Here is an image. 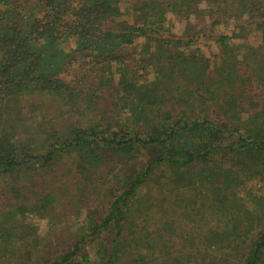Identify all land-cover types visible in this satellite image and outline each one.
Returning <instances> with one entry per match:
<instances>
[{
  "label": "trees",
  "instance_id": "trees-1",
  "mask_svg": "<svg viewBox=\"0 0 264 264\" xmlns=\"http://www.w3.org/2000/svg\"><path fill=\"white\" fill-rule=\"evenodd\" d=\"M231 22V35L212 34ZM206 28L216 61L196 45ZM253 35L258 45L243 43ZM104 152L144 162L91 230L110 231L101 264H264L263 199L229 216L243 179L264 175V0H0V184L17 210L51 204L31 189L41 170L73 154L85 168ZM144 190L183 195L171 206L182 219L206 208L232 224L164 225L162 240L142 227L128 242L119 206ZM4 218L0 264H88L86 237L51 256L38 227Z\"/></svg>",
  "mask_w": 264,
  "mask_h": 264
},
{
  "label": "rangeland",
  "instance_id": "rangeland-1",
  "mask_svg": "<svg viewBox=\"0 0 264 264\" xmlns=\"http://www.w3.org/2000/svg\"><path fill=\"white\" fill-rule=\"evenodd\" d=\"M168 18L174 32L183 28V24L178 22V18L176 19L172 15H168ZM121 20L131 22L133 20L131 11H126ZM232 25L231 22L229 26H218L213 30L212 34L231 35ZM209 33V28H206L197 37L196 45L202 49L206 57L216 61L219 56V49L214 40L206 36ZM248 42L255 46L259 44V40L254 35L250 36L247 42L243 41V43ZM69 47H74V43L69 45ZM259 92L260 88L257 84H254L247 89L245 96L247 99L252 100L251 98H253L256 100ZM251 106L246 102L247 108ZM254 109L252 107L249 111H256ZM195 112L202 115L198 109ZM79 161V157L73 154V158H63L55 163L54 166L41 170L40 174L34 178L35 183L31 189L36 192L35 197H50L51 204L48 206L40 202L39 205L41 206L39 208L26 213H20L17 210L16 203L19 202L18 198H16L13 191L5 190L6 184L1 182L0 221L2 222L5 219L4 216H6L38 227L39 238L45 246V253L51 256L71 248L82 237H86L85 251L89 255L88 264H101L104 262L102 261V257H105L104 249L110 241V231L104 230L98 236L93 235L91 230L93 226L104 221L115 199L123 194L130 179L141 169L144 159L137 152L119 155L113 153L105 154L104 152L100 153V158L88 163L87 167L77 169L76 164ZM263 177L264 175L247 176L243 179L244 181L242 180L243 182L235 191L234 197H231L230 217H239L245 209L253 210L256 200L263 199L264 201ZM33 191L31 193H34ZM186 196L188 194L184 198ZM135 198L138 202L134 207L132 203ZM182 198L183 195L177 194L171 197L177 202H169L166 199L163 200L162 195L157 190H144L129 199L128 203L122 202L119 206L121 212V215H119L125 227L124 237L127 238L128 242L132 243L133 238L140 235L137 232L138 229L140 228V232H142L141 228L143 227L151 233V240H162L160 231L166 226H171L173 229L181 228L184 225H187L188 228H198L200 222L201 228L206 229L209 226L215 227V225H218L216 219L220 220L222 226L230 220L227 221V217L223 216L224 212L216 210V213H213L214 211H208L206 208L200 210L199 213L196 210L192 214L196 218L195 222L189 221L187 218L182 219L181 215L183 214L180 210L175 213L172 208H177V205L183 204ZM175 203L177 204L174 205ZM242 204H245V208ZM199 206H201V201L198 202L197 208ZM136 207L144 208V213H137ZM165 209L172 212L167 215ZM233 209H236L234 213H232ZM229 224H232V222H229ZM177 233L179 234L180 231H176ZM171 240L177 245L184 241L177 236ZM129 249L135 254L151 257V254L147 253L144 248L140 249L141 253L136 252L133 244Z\"/></svg>",
  "mask_w": 264,
  "mask_h": 264
}]
</instances>
